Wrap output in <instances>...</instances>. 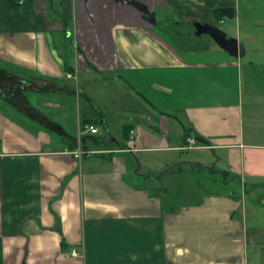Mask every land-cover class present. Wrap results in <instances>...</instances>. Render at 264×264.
Masks as SVG:
<instances>
[{
    "label": "crops",
    "instance_id": "1",
    "mask_svg": "<svg viewBox=\"0 0 264 264\" xmlns=\"http://www.w3.org/2000/svg\"><path fill=\"white\" fill-rule=\"evenodd\" d=\"M20 80L0 264H264V0H0V81ZM185 151L227 187L171 205L151 173Z\"/></svg>",
    "mask_w": 264,
    "mask_h": 264
},
{
    "label": "rangeland",
    "instance_id": "2",
    "mask_svg": "<svg viewBox=\"0 0 264 264\" xmlns=\"http://www.w3.org/2000/svg\"><path fill=\"white\" fill-rule=\"evenodd\" d=\"M230 40V39H228ZM233 42V40H230ZM4 77V76H2ZM74 88L75 83H71ZM37 86V85H36ZM9 88L6 90H14L17 93L18 97L31 95V87L27 85L26 81H0V89ZM77 89V86H76ZM2 93L3 91L0 90ZM10 92V91H9ZM8 92V93H9ZM7 94V93H6ZM13 94L11 95V97ZM7 99H10V95L7 94ZM82 129V128H81ZM72 131H74L72 129ZM113 132L116 135L120 134V130L118 128L113 129ZM107 132L105 129L101 128L100 133L98 135H106ZM88 145L91 148L96 149H105L107 146L104 142L98 141L95 143L88 142ZM116 146L115 144L112 145ZM185 153L176 152L172 156H168L166 153H162L160 155V166L156 167L155 170L151 173V189L152 191L158 192L159 187H166L168 190H163L162 197L170 203L171 205H176L178 203H187L190 201H195L198 197H201L204 194L203 190L205 189H213L218 188L222 189L224 187L223 184H219V186L214 184L212 181L217 182L223 179V176L220 172L211 173L208 168V164L205 161H201L202 164L192 163V164H184L183 160L188 159V156ZM158 157V156H157ZM156 157V159H157ZM173 158L172 160H170ZM179 169H183L185 172L183 175L179 174ZM221 182V181H220ZM153 183H156L153 185ZM225 187H227L225 185ZM224 187V188H225Z\"/></svg>",
    "mask_w": 264,
    "mask_h": 264
},
{
    "label": "built area",
    "instance_id": "3",
    "mask_svg": "<svg viewBox=\"0 0 264 264\" xmlns=\"http://www.w3.org/2000/svg\"><path fill=\"white\" fill-rule=\"evenodd\" d=\"M68 76L71 77L72 74H69ZM86 129H87V131H89L91 133H96L98 131V128L94 125H87ZM131 133H133V130H131ZM186 142L190 145H194L196 143V139H195V137L189 135L186 137ZM70 154L73 155L76 159L82 160V158L85 154V149L83 147L82 138L78 139L77 147L74 150H71Z\"/></svg>",
    "mask_w": 264,
    "mask_h": 264
},
{
    "label": "water",
    "instance_id": "4",
    "mask_svg": "<svg viewBox=\"0 0 264 264\" xmlns=\"http://www.w3.org/2000/svg\"><path fill=\"white\" fill-rule=\"evenodd\" d=\"M197 28H198V30L200 31V32H202V31H211L213 34H215V36H216V38H217V40L222 44V45H225L227 48H231L230 50L232 51V52H238V47H237V45L235 44H233V42L232 41H230V40H228L227 38H226V36L224 35V34H222V33H220L218 30H213L212 29V27L211 26H209V25H201V24H197ZM215 31H217L216 33H215Z\"/></svg>",
    "mask_w": 264,
    "mask_h": 264
},
{
    "label": "trees",
    "instance_id": "5",
    "mask_svg": "<svg viewBox=\"0 0 264 264\" xmlns=\"http://www.w3.org/2000/svg\"><path fill=\"white\" fill-rule=\"evenodd\" d=\"M223 11L226 12V15H229V16H233V15H234L232 12L230 13V11H232L231 8L223 9ZM228 13H229V14H228ZM216 32H217V31H215V33H216Z\"/></svg>",
    "mask_w": 264,
    "mask_h": 264
}]
</instances>
